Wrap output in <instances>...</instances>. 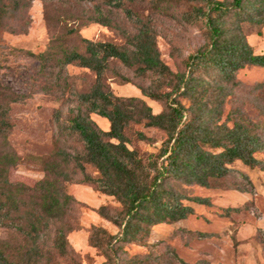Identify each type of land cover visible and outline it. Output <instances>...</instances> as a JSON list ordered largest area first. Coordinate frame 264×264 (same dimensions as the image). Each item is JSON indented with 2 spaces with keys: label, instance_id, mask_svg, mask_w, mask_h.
<instances>
[{
  "label": "rangeland",
  "instance_id": "374dc122",
  "mask_svg": "<svg viewBox=\"0 0 264 264\" xmlns=\"http://www.w3.org/2000/svg\"><path fill=\"white\" fill-rule=\"evenodd\" d=\"M231 3L232 0H212ZM26 13L5 19L0 25V105L5 106L10 94L20 97L9 104L11 130L8 145L18 157V165L9 170L13 184L32 188L43 179L46 164H60L69 181L64 192L74 199L62 222L50 223L36 243L29 247L12 231H0V241L9 249H20L13 264H264V173L234 163L233 169L248 174L253 192L238 190L244 182L236 174L220 180L217 188L206 189L181 181L166 180L168 190L186 197L205 198L209 206L183 201L193 208L194 215L175 224H159L137 241L114 243L108 236L118 233L110 222L118 217L121 206L113 197L79 184L84 176L97 177L93 168L83 164L80 171L75 162L83 163V148L69 129L70 120L84 113L79 96L88 93L94 82L90 71L69 65L62 69L47 64L46 69L29 54L44 53L52 45L60 56L59 44L67 29L77 28L73 39L64 43L67 49L83 52L81 40L106 42L127 47L126 36L136 32V25L121 10L109 9L103 0H28ZM135 13L150 19L159 56L172 73L184 70L188 56L202 50L208 43L209 14L204 0H170L166 9L155 11L149 6H130ZM99 11L109 18L112 27L92 23ZM26 23L23 33L13 32ZM247 43L255 55L264 53V24L251 28ZM46 66V65H45ZM205 78V77H204ZM210 81L209 79H207ZM105 81L115 97L142 99L158 114L162 105L143 97L144 91L163 92L167 82L152 74L137 76L133 70L110 61ZM237 82L238 84H234ZM231 83L209 82L210 93L226 96L222 122L229 109L258 126L254 129L263 150L256 153L264 160V69L246 67ZM216 85L215 88L211 86ZM216 95V94H215ZM183 105L188 106L185 99ZM89 118L102 130L106 120L90 114ZM230 126V123L228 124ZM131 138L142 153L156 154L165 140L163 132L133 126ZM135 132H142L149 142H135ZM104 207V217L99 209ZM63 227L66 243L62 251L56 246V230ZM70 230V231H69Z\"/></svg>",
  "mask_w": 264,
  "mask_h": 264
},
{
  "label": "trees",
  "instance_id": "16d2710c",
  "mask_svg": "<svg viewBox=\"0 0 264 264\" xmlns=\"http://www.w3.org/2000/svg\"><path fill=\"white\" fill-rule=\"evenodd\" d=\"M204 1L209 14L214 15L207 22L208 43L187 57L181 73H172L161 61L150 19L138 13L134 17L130 8L147 5L160 12L170 0H103L104 6L123 11L136 25L135 34L126 36L127 47L81 40L82 53L76 48L67 49L64 43L78 33L77 28H70L59 44V57L55 45L44 53L29 54L45 69L48 63L61 69L73 65L94 75L90 91L79 96L84 113L70 120L69 129L84 151L83 163L76 161L75 166L84 172L83 164L88 165L97 174L96 178L84 176L79 184L91 185L121 206L119 218L110 220L119 230L108 236L114 243L137 241L153 226L175 224L194 215L193 208L183 205V201L209 206L205 198L186 197L168 190L164 185L166 180L211 189L217 188L220 180L236 174L244 182L238 190L251 193L254 188L248 174L233 169L232 165L237 162L264 173V160L254 157L263 150L254 131L258 126L232 109L220 122L226 96L210 93L207 84L231 83L246 67L264 69V53L255 55L246 41L251 28L264 24V0H232L229 4ZM28 8V0H0V25L16 14L24 16ZM92 23L112 27L101 11ZM26 27L24 23L12 31L23 33ZM110 61L133 70L137 76L152 74L157 80L167 82L163 92L139 90L143 97L162 105L158 114H153L140 98H119L112 94L105 81ZM1 97L4 94L0 93V103ZM7 97V105H0V231L10 230L27 246L36 248L50 223L63 221L74 199L64 192L63 184L69 179L55 162L46 164L43 179L32 188L9 181V170L18 165V157L10 150L7 140L11 130L8 105L18 102L20 97L12 93ZM182 99L188 106L181 103ZM90 114L106 120L108 130H100L89 118ZM140 125L164 133L166 138L156 154L135 148L130 131ZM134 136L135 142L150 141L142 132H135ZM104 209H99L100 217L105 216ZM55 237L56 246L62 251L66 243L63 227L57 228ZM19 254V248L10 250L6 242L0 241V264H13Z\"/></svg>",
  "mask_w": 264,
  "mask_h": 264
}]
</instances>
